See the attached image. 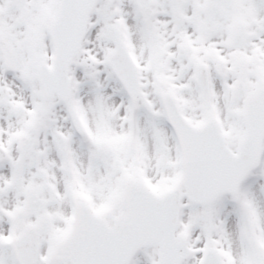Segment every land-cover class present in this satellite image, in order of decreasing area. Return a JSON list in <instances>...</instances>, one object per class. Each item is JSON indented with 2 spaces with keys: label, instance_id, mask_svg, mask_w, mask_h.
Instances as JSON below:
<instances>
[{
  "label": "snow or ice",
  "instance_id": "1",
  "mask_svg": "<svg viewBox=\"0 0 264 264\" xmlns=\"http://www.w3.org/2000/svg\"><path fill=\"white\" fill-rule=\"evenodd\" d=\"M0 264H264V0H0Z\"/></svg>",
  "mask_w": 264,
  "mask_h": 264
}]
</instances>
